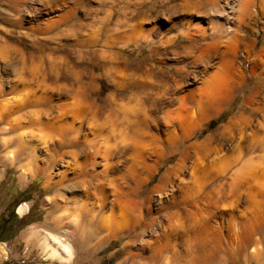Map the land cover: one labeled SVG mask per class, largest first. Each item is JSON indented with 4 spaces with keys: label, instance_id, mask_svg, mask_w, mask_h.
Listing matches in <instances>:
<instances>
[{
    "label": "bare ground",
    "instance_id": "1",
    "mask_svg": "<svg viewBox=\"0 0 264 264\" xmlns=\"http://www.w3.org/2000/svg\"><path fill=\"white\" fill-rule=\"evenodd\" d=\"M67 1L58 4L65 6ZM73 1L80 6L82 0ZM219 1L203 0L210 13L206 21L203 19L204 24L197 16L206 7L201 14L195 10L199 15H190L181 26L179 41L153 48L155 53L167 55L168 47H163L167 44L174 49L176 62L165 59L156 66L146 59L117 62L110 57L102 75L111 86L102 106L97 104L100 91L91 87L97 76L92 73L85 78L81 70L73 69L66 73L62 68H71L68 57L49 60L53 84L48 74L41 76L39 66H28L23 60L27 77L18 79L23 95L12 112L29 110L26 123L30 127L51 131L48 136L41 135L42 144H47L48 137H55L60 148L75 149L57 151V158L71 168L88 195L75 212V234L83 228V236L88 231L98 238L95 250L108 241L128 239L123 261L127 264H213L214 252H222L232 264L261 258L259 252H248L264 244V43L258 44L259 37L254 32V27L260 25L259 33L264 36V0ZM58 4L44 9L25 8L31 15L29 23H36L33 31L52 32L66 24L58 37L70 39L91 27L86 23L70 24L75 8L57 20H46L45 16L50 15L47 11L58 8ZM126 19L118 23L113 34L107 30L109 44L126 45L145 37L142 28ZM86 43L80 40V44ZM250 80L254 81L252 85H248ZM63 81L67 85L61 87ZM39 91L46 92V96L38 95ZM61 91H66L64 97ZM55 92L62 105L54 103ZM237 99L241 103L236 115L218 134L188 145L206 122ZM53 113L56 115L42 122L43 115ZM153 123L164 125L161 136L151 133ZM162 146L168 148L167 160L180 158L149 191L160 168L146 164V153L161 159L165 155ZM125 151L130 152L132 161L127 175H110L115 157ZM187 161H191L192 186L179 181L175 191L166 193L164 185L172 176L183 174ZM99 166L102 171L97 170ZM91 196L99 198L98 206L92 203ZM27 210L28 206L23 205L19 214ZM161 218L167 223H159ZM157 230L161 234L156 240L134 249L139 231L143 235ZM60 239L50 234L45 237L47 251L51 259L69 263L72 249Z\"/></svg>",
    "mask_w": 264,
    "mask_h": 264
},
{
    "label": "rangeland",
    "instance_id": "2",
    "mask_svg": "<svg viewBox=\"0 0 264 264\" xmlns=\"http://www.w3.org/2000/svg\"><path fill=\"white\" fill-rule=\"evenodd\" d=\"M43 1L0 0V238L4 239L3 242H0V264H127L123 261L127 257V249L124 244L128 239L108 241L95 250L94 244L98 242V238H93V235L88 231L83 236V228L75 234V212L88 198L86 186L84 187L81 182L76 181L71 168H67L66 163L57 158L59 157L57 151L74 152L75 149L60 148V142L52 134L53 138L48 137L45 140L47 144H42L41 135L48 136L51 131H39L36 127H30L26 123L30 115L29 110L24 109L21 113L12 112L11 108L15 107L16 102L21 100L23 95L21 92L23 85L19 84L18 79L20 76L27 77L26 71H23V60L28 66L32 64L39 66L41 76L48 74L50 76L48 77L49 83L53 84L54 77L49 73L50 69L52 70L49 60L68 57L71 68L68 70L65 67L62 68L67 71L66 73L73 69L81 70L85 78H88L92 73L97 76L91 87L100 91L97 104L102 106L108 94L106 91L110 90L111 86L109 80L105 79L102 73L113 56L117 62L126 59L129 62L146 59L150 60L148 63H153L156 66H161L165 59L168 60L167 62L171 60L174 62L176 60L172 55L174 49L169 48L167 44L163 46L168 47L167 55L155 53L153 48L167 41H179L177 39L178 30L189 21L190 15L206 12L202 13V15H206L204 17L197 16L200 17L197 19L204 24L207 15L210 16L209 8L205 6L206 3L203 0L202 3L201 0H82L80 6H77L73 0L65 2V6L61 3V6L58 4L61 0H52L54 3H48V0ZM223 1L220 0L219 3L221 4ZM195 2H198L197 6H195ZM55 3L58 4V8L53 7L47 11V14L49 12L50 15L45 16L46 20H57L60 15L75 8L77 9L75 18L70 24L86 23L91 27L79 31L80 33L78 32L76 37L70 39L58 37L59 32L66 29V24L52 32L33 31L32 28L36 26V23H29L31 15L27 14L26 9L28 7L29 10L44 9L49 6H57ZM203 3L205 4L203 5ZM193 6L200 7V11L205 7L207 9L200 12ZM191 11L194 12L190 14ZM125 19L130 20L131 25H138V29L142 28L145 37L142 35L143 37H139L138 41L126 45L125 42L109 44L107 42L108 31L114 33L118 30V23ZM261 22L263 23L264 20ZM260 27V25L255 26L254 32L255 36L259 37L257 38L258 44L262 46L264 36L261 37L259 33ZM105 30L108 31L105 32ZM81 39L87 43L80 44ZM242 57L243 53H240L239 61L243 60ZM85 78L84 80L87 81ZM253 83V80L248 81V85ZM63 85H67L66 82H61V87H64ZM72 85L74 86V84ZM75 85L78 87L77 83ZM15 89L17 91H14ZM65 92H60L62 97L65 96ZM43 94L46 96V92H38V95ZM53 95L54 103L62 105L63 102L58 101L59 94L55 92ZM240 103V99L231 102L219 116L206 122L188 145L195 141L202 142L207 137L218 134L220 128L236 115ZM54 115L56 113L49 116L43 115L42 122L50 120ZM164 130L165 127L162 123L151 125V133L155 136H161ZM21 144H24L23 148ZM162 147L165 149V155L161 159L146 153V164L152 168H160L147 188L149 191L157 186L160 180L175 167L180 158L174 156L167 160L168 148ZM130 155L129 151L117 155L110 175L121 176L122 173L127 175V169L132 164ZM70 160L72 159L70 158ZM190 162L187 161L186 170L182 175L172 176L170 182L164 185L166 193H171V190L175 191L174 185H177L179 181L187 186H192ZM97 170L102 171L103 169L99 166ZM90 199H93L91 201L96 204L95 206L100 204L98 197L91 196ZM23 205L28 206V212L25 215H20L19 208ZM83 220L81 219V223ZM186 221L189 220L185 219ZM159 223L166 224L167 221L161 218ZM49 234L61 238L60 240H65L66 242L63 243L71 247L73 258L69 263L51 259L45 241V237ZM159 234H161L159 230L143 235L139 231L134 249L141 247L142 243L150 244L158 238ZM258 252L261 253V258L249 262L243 260L238 264H264V244L251 248L248 254L256 255ZM215 253L214 257L212 256L213 264H232L222 252L219 254L223 256H219L218 253L215 255Z\"/></svg>",
    "mask_w": 264,
    "mask_h": 264
},
{
    "label": "trees",
    "instance_id": "3",
    "mask_svg": "<svg viewBox=\"0 0 264 264\" xmlns=\"http://www.w3.org/2000/svg\"><path fill=\"white\" fill-rule=\"evenodd\" d=\"M3 241H4V239L0 238V242H3Z\"/></svg>",
    "mask_w": 264,
    "mask_h": 264
},
{
    "label": "crops",
    "instance_id": "4",
    "mask_svg": "<svg viewBox=\"0 0 264 264\" xmlns=\"http://www.w3.org/2000/svg\"><path fill=\"white\" fill-rule=\"evenodd\" d=\"M24 206H27V205H24ZM20 208H21V207H20ZM20 208H19V209H20ZM27 212H28V211H27ZM27 212H26V213H27ZM24 215H25V214H24Z\"/></svg>",
    "mask_w": 264,
    "mask_h": 264
}]
</instances>
